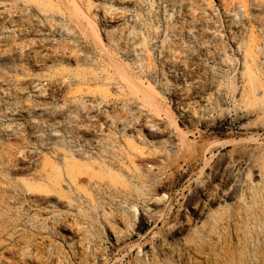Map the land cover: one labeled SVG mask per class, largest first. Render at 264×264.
Listing matches in <instances>:
<instances>
[{"label":"rangeland","instance_id":"1","mask_svg":"<svg viewBox=\"0 0 264 264\" xmlns=\"http://www.w3.org/2000/svg\"><path fill=\"white\" fill-rule=\"evenodd\" d=\"M0 264H264V0H0Z\"/></svg>","mask_w":264,"mask_h":264},{"label":"bare ground","instance_id":"2","mask_svg":"<svg viewBox=\"0 0 264 264\" xmlns=\"http://www.w3.org/2000/svg\"><path fill=\"white\" fill-rule=\"evenodd\" d=\"M93 32H94V36H95L96 40L98 42H100V38H99L98 32L97 31H94V30H93ZM155 199H160V197H157ZM130 210L132 211V216L135 219L136 218V214L138 213L137 212V207L134 206V205H132V206H130Z\"/></svg>","mask_w":264,"mask_h":264}]
</instances>
